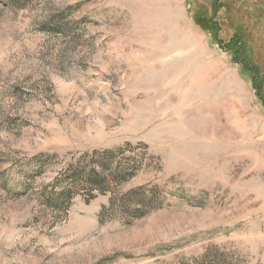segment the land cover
Returning a JSON list of instances; mask_svg holds the SVG:
<instances>
[{
    "label": "rangeland",
    "instance_id": "rangeland-1",
    "mask_svg": "<svg viewBox=\"0 0 264 264\" xmlns=\"http://www.w3.org/2000/svg\"><path fill=\"white\" fill-rule=\"evenodd\" d=\"M0 264H264V0H0Z\"/></svg>",
    "mask_w": 264,
    "mask_h": 264
},
{
    "label": "trees",
    "instance_id": "trees-1",
    "mask_svg": "<svg viewBox=\"0 0 264 264\" xmlns=\"http://www.w3.org/2000/svg\"><path fill=\"white\" fill-rule=\"evenodd\" d=\"M236 46H237V50H239L240 52H242L243 53V49H242V47H243V45L241 44V43H238V44H236ZM243 65L244 64H246L244 61H242L241 62ZM252 70H251V73L253 72L254 74H255V77L253 78V83L254 84H259V81H258V79H259V77H258V70H257V67H253L252 66ZM259 86H260V84H259ZM98 179V177L95 175V174H90V175H88L87 177H86V179H85V181H86V183H84L86 186H90V187H92V185L96 182V180Z\"/></svg>",
    "mask_w": 264,
    "mask_h": 264
},
{
    "label": "bare ground",
    "instance_id": "bare-ground-1",
    "mask_svg": "<svg viewBox=\"0 0 264 264\" xmlns=\"http://www.w3.org/2000/svg\"><path fill=\"white\" fill-rule=\"evenodd\" d=\"M157 2V1H156Z\"/></svg>",
    "mask_w": 264,
    "mask_h": 264
}]
</instances>
